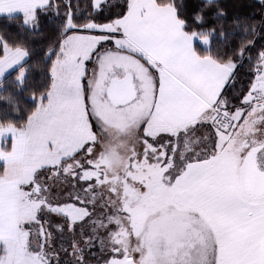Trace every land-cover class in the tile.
<instances>
[{"label":"snow or ice","instance_id":"snow-or-ice-1","mask_svg":"<svg viewBox=\"0 0 264 264\" xmlns=\"http://www.w3.org/2000/svg\"><path fill=\"white\" fill-rule=\"evenodd\" d=\"M244 7L0 0V264H264V0Z\"/></svg>","mask_w":264,"mask_h":264},{"label":"trees","instance_id":"trees-1","mask_svg":"<svg viewBox=\"0 0 264 264\" xmlns=\"http://www.w3.org/2000/svg\"><path fill=\"white\" fill-rule=\"evenodd\" d=\"M229 3H235L237 6H241V10H249L246 9V5H248L250 2H253V0H228ZM254 2L258 3V0H254ZM45 41L44 37L37 36L34 38V42L37 47H39L43 42Z\"/></svg>","mask_w":264,"mask_h":264},{"label":"rangeland","instance_id":"rangeland-1","mask_svg":"<svg viewBox=\"0 0 264 264\" xmlns=\"http://www.w3.org/2000/svg\"><path fill=\"white\" fill-rule=\"evenodd\" d=\"M120 139L123 140L125 143H127L128 139H130V137H120Z\"/></svg>","mask_w":264,"mask_h":264}]
</instances>
